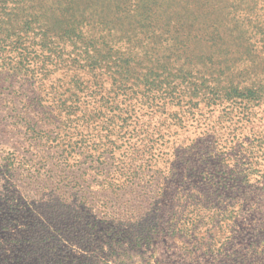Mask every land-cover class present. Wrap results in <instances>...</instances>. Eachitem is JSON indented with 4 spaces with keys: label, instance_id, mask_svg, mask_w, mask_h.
Listing matches in <instances>:
<instances>
[{
    "label": "rangeland",
    "instance_id": "rangeland-1",
    "mask_svg": "<svg viewBox=\"0 0 264 264\" xmlns=\"http://www.w3.org/2000/svg\"><path fill=\"white\" fill-rule=\"evenodd\" d=\"M235 1L239 21L230 24L245 36L236 62L227 40L199 44L200 61L185 59L202 25L184 2L167 8L184 11L167 20L168 0L155 4L147 48L134 35L112 48L100 31L84 30L99 41L57 40V63L33 42L39 29L21 32L40 56L29 55L28 69L0 60V207L33 183L63 187L67 157L80 161L74 182L94 214L124 206L138 216L120 249L129 264H264V97L210 100L232 79L241 89L261 84L264 96V0ZM246 49L250 58L241 57ZM62 145L82 148L63 156ZM11 172L43 177L7 181ZM155 214L157 232L142 235Z\"/></svg>",
    "mask_w": 264,
    "mask_h": 264
},
{
    "label": "trees",
    "instance_id": "trees-1",
    "mask_svg": "<svg viewBox=\"0 0 264 264\" xmlns=\"http://www.w3.org/2000/svg\"><path fill=\"white\" fill-rule=\"evenodd\" d=\"M163 1L0 0V60L3 58L2 62L6 63V60H9V63H12L17 58V64L28 69L29 55L35 54L33 58H39L40 55L37 50L31 53L32 41L26 46L21 32L34 29H39L41 35H37L33 42L49 50L51 54L48 57L53 58V54L57 63L63 56V52L53 49L57 40L62 43L69 41L75 46L79 43L83 46L85 44L87 47L90 46V42L95 44L100 40L101 44L114 48L123 41H129L131 35H134L144 44V48H147L152 35L146 36V24L151 22L148 19L152 11H155V4ZM175 2L180 4L184 2L181 8L185 12L189 11L192 5L193 13L199 17L197 19L202 25L201 34L194 36L190 41L195 53L193 49L189 52L191 46L184 53L187 61H200L205 57L207 50L198 49L199 44L216 43L221 40L228 41L231 45L229 49L233 51L232 59L237 61L239 41L245 36L230 24L231 22L237 24L239 21L236 17L238 13L235 10L237 4L235 0H168L167 7L163 10L165 20L184 12L173 11L172 14L171 11L166 12ZM150 25L154 26V23L151 22ZM228 27L232 28L224 33L225 35L220 32L221 28ZM84 30L91 33L100 31L101 36L99 40L96 39V35L86 40L82 36ZM143 36H146L145 39H142ZM46 53L48 54V51ZM99 54L101 60L103 54L101 52ZM250 55L252 50L246 49L241 57L250 58ZM92 59L97 58L91 56ZM42 66H46L43 73L48 75L51 72L48 64ZM118 66L124 68L121 64ZM44 67H40L39 70ZM234 80H229L228 86L221 93L212 96L210 100L213 101V105L218 107L227 102L236 105L244 97L249 98L254 95L257 99L264 97L258 91L262 88L261 84L259 88L241 89L239 86L241 83H234ZM62 147L64 156V151L72 152L82 148V145L75 147L62 145ZM65 160L62 177H59L63 187H58L60 184L48 187L36 183H33L34 188L24 187L25 189L22 190V187H19L22 195L15 198V203L7 205L4 202L0 207V218L4 224L0 232V264H129L127 253L120 249L124 244V235L139 228L136 227L137 221L135 222L138 216L134 215L135 213L126 215L131 207L124 206H115L117 211H109L103 216L94 214L91 209L93 207L88 205L91 201L89 202L88 197H83V193L80 194L77 183L74 182L80 161L69 162L67 157ZM114 172H118V168ZM17 174L9 173L7 181L29 177V175L22 177V174ZM42 177L31 178L37 180ZM105 178L103 184L106 187L115 185V182L109 184V180H112L111 176L105 175ZM155 215L157 216L152 220L155 224L147 223L144 229H139L142 235L157 232L156 226L160 217L158 214ZM15 228L17 229L14 231ZM140 240L144 239L141 237Z\"/></svg>",
    "mask_w": 264,
    "mask_h": 264
}]
</instances>
